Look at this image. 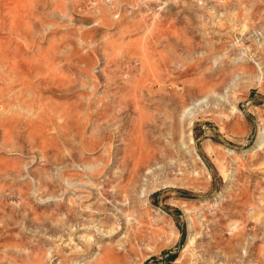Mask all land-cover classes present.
Masks as SVG:
<instances>
[{
	"label": "rangeland",
	"instance_id": "1",
	"mask_svg": "<svg viewBox=\"0 0 264 264\" xmlns=\"http://www.w3.org/2000/svg\"><path fill=\"white\" fill-rule=\"evenodd\" d=\"M0 264H264V0H0Z\"/></svg>",
	"mask_w": 264,
	"mask_h": 264
}]
</instances>
